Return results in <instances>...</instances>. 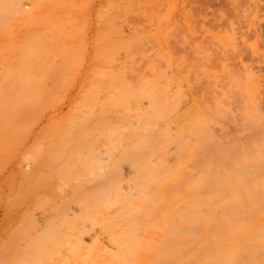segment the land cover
<instances>
[{
  "label": "bare ground",
  "instance_id": "obj_1",
  "mask_svg": "<svg viewBox=\"0 0 264 264\" xmlns=\"http://www.w3.org/2000/svg\"><path fill=\"white\" fill-rule=\"evenodd\" d=\"M117 8L110 0H0V161L11 157V181L19 186H33L29 190L35 191L46 185L54 190L61 179L69 198L68 202L52 199L54 210L46 229L24 231L35 254L32 264H203L191 261L198 252H208V242L214 247L233 238V227L243 225L233 221L241 209L264 203V137L251 144L242 158H233L228 171L210 169L206 177L195 181L176 219L147 245L144 239L153 231L145 208L150 186L160 183V189L168 193V177L151 162L164 161L168 145L177 147L179 139L176 135L166 138L160 149L154 135L146 137L130 128L102 129L97 113L118 109L146 117L160 129L174 122L179 126L177 135L200 133L205 123L199 121L192 76L185 73L182 59H168L172 68L164 86L154 69L147 79L138 74L141 81L134 88L121 75L112 76L108 83L97 77L95 68L123 70L110 46L126 51L144 37V28L137 25L124 33ZM173 15L170 26L176 22ZM180 18L195 34L189 14L182 12ZM149 23L150 30H160L159 21ZM202 32L220 50L219 73L201 64L211 103L219 109L235 94L242 100L245 120L259 126L254 109L261 103L264 85L260 68L243 64L242 59L239 72L228 68V53H235L237 39L233 24L223 33L212 34L206 28ZM159 38L162 53L167 54L166 34ZM250 47L258 55V44ZM207 49L198 51L199 59L208 60ZM84 63H89L90 73L78 78ZM200 75L194 79L203 80ZM144 87L162 89L171 99L156 102ZM104 88L108 96L101 100ZM138 96L148 97L145 112ZM131 105L136 107L133 111ZM90 136L91 143L84 145ZM124 163L128 172H123ZM80 167L92 178L78 177ZM247 227L253 229V245L238 264H264V210ZM142 228L146 233L140 238ZM232 252L228 254L231 261Z\"/></svg>",
  "mask_w": 264,
  "mask_h": 264
},
{
  "label": "rangeland",
  "instance_id": "obj_2",
  "mask_svg": "<svg viewBox=\"0 0 264 264\" xmlns=\"http://www.w3.org/2000/svg\"><path fill=\"white\" fill-rule=\"evenodd\" d=\"M110 1L118 5L117 10L120 11L116 14L118 23L124 27V33L128 34L127 27L137 25L141 29L144 28V37L140 43L132 44L126 51L121 46H110L109 51L116 53L123 70L103 71L95 68L97 77L108 83L112 76L121 75L124 82L134 88L141 81L138 74L144 75L147 79L151 76V69H154L161 80L160 86H164L165 78L170 76L172 68L168 64V59L170 57L173 60L182 59L185 73L192 76L191 93L200 112L199 121L205 123V129L200 133L188 131L177 135L179 126L174 122L160 129L155 123L147 122L146 117L129 116L118 109L106 112L99 110L97 113L96 121L102 129L130 128L140 131L146 137L154 135L160 149L165 145L166 138L176 135L179 139L180 144L177 147L174 143L168 145L164 161L151 162L156 169L162 170V175L168 177L166 188L168 193L160 189V183L153 182L149 190V200L145 204V208L148 209V221L153 231L149 235L150 238H145L144 241L147 245H151L153 239L158 237L160 229L176 219L181 211L179 207L189 199V190L195 181L206 177L210 169H216L221 173L228 171L233 158H242L251 144L264 137V85L260 88L261 103H258L254 109L258 126L253 121L245 120L242 100L235 94H230L223 107L219 109L215 107L209 98L208 88L205 87L206 80L200 75L204 64L205 69L208 68L212 72L215 70L219 73L221 70L220 50L218 47H212L215 44L211 41V36L204 34L202 30L206 28L212 34L223 33L231 23L236 29L237 39L235 53H228V68L233 73L239 72L240 59H242L243 64L256 69L259 67L258 74L260 78H264V0ZM182 12L189 14L195 34L192 35L181 21ZM171 14L177 17L174 19L176 22L170 26ZM149 20H154L155 23L159 21L158 32L149 29ZM101 30H105L104 25H101ZM164 34L168 38L167 54L162 53L163 48L159 38ZM88 37L85 35L86 41ZM254 42L260 48L258 55L251 51L250 46ZM206 48L208 49L205 55L208 54V60L199 59L198 51ZM89 70V63H84L78 78L88 77ZM198 74L203 80H197ZM117 83L120 86L123 84L119 79ZM144 90L148 93V97L156 102L163 103L171 99L170 94L162 89L151 90L144 87ZM107 94V88H104L101 100H105ZM67 97L72 98V93H68ZM148 97H137L143 112L149 107ZM135 108L131 105L130 111ZM90 125L93 126L94 122ZM91 141L90 136L84 145H89ZM100 154L104 158L103 151ZM10 159L11 157L8 160ZM8 160L0 161V264H32L35 254L33 249L31 250L30 235L27 236L24 231L29 227L31 233L36 231L38 233L50 225L51 213L54 210L52 199L55 197L60 202H68L69 198L65 192L67 186L59 179L54 190L49 185V187L43 185L42 189L46 186L43 190L38 186L35 191H32L33 186L29 187L32 190L21 185L20 187L17 182L11 181L10 171L13 162L12 159ZM30 168L31 166L26 167V169ZM122 169L123 172H128V164H122ZM76 173L83 180L92 178L91 174L85 176L83 167L78 168ZM39 175L44 176L41 173ZM263 210L264 203L241 209L233 221L243 225L233 227V238L226 244L217 242L214 247L208 242V252L203 255L198 252L191 262L195 263L199 260V262L204 261L203 264H238L245 260L253 245L251 238L253 229L248 228L247 225L256 221ZM145 233V228H142L138 236L142 238ZM232 244H235V249ZM231 251H233L231 253L233 261L228 257Z\"/></svg>",
  "mask_w": 264,
  "mask_h": 264
}]
</instances>
